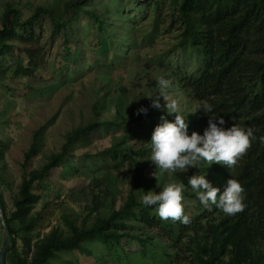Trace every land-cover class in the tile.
Returning <instances> with one entry per match:
<instances>
[{
    "label": "rangeland",
    "instance_id": "1",
    "mask_svg": "<svg viewBox=\"0 0 264 264\" xmlns=\"http://www.w3.org/2000/svg\"><path fill=\"white\" fill-rule=\"evenodd\" d=\"M0 0V28L13 10L26 21L41 9L62 22L56 28L42 13L46 62L31 76L13 72L0 77V192L9 214L15 209L23 179L60 153L70 134L89 125L96 129L74 139L70 155L33 192L40 196L32 214L34 241L57 231L71 235L68 221L92 227L109 217L135 192L160 191L169 182L183 183L185 214L199 219V229L171 239L159 228L128 220L130 235L109 251L101 242L85 243L91 254L78 250L59 253L49 264H199L198 252L212 242L221 215L202 217L203 206L188 183L193 175L207 178L223 191L222 164L201 161L187 170L162 172L150 160L155 127L176 113L152 107L156 81L170 83L167 94L187 122L202 115L205 101L183 86L182 78L198 72L203 58L190 43L181 46L185 24L180 0ZM154 98V97H153ZM161 104H165L163 97ZM142 107L147 113L137 114ZM189 124V123H188ZM191 134V132H189ZM35 145L28 165L26 155ZM112 150L125 157L115 158ZM141 201V200H140ZM17 225L16 223H14ZM4 227L0 219V254ZM22 249V240L18 239ZM1 259V257H0ZM6 264H17L10 248Z\"/></svg>",
    "mask_w": 264,
    "mask_h": 264
},
{
    "label": "trees",
    "instance_id": "2",
    "mask_svg": "<svg viewBox=\"0 0 264 264\" xmlns=\"http://www.w3.org/2000/svg\"><path fill=\"white\" fill-rule=\"evenodd\" d=\"M84 1L88 0H76L73 5ZM179 12L185 24L181 46L190 43L203 58L198 72L182 78L183 86L197 92L205 103L214 107L213 113L203 110L200 117L188 122L189 132L203 134L210 117L216 115L217 120L224 117L225 127L235 123L250 126L257 136L233 169L221 167L225 184L230 176L243 183V211L228 215L215 205L204 207L201 204L204 207L202 217L218 213L221 218L214 225L212 242L200 248L204 252H198L197 261L199 264H264V143L259 140L264 135V0H180ZM12 13L14 17L10 19L6 14L0 28V77L9 72L31 76L46 62L43 28L38 32L35 26L41 14L47 13L56 28H61L63 23L46 9L39 10L26 21L20 20L19 11ZM95 129L96 125L92 124L70 134L60 153L52 155L41 169L31 171L23 179L11 214L0 192V204L17 264H49L59 253L75 250L91 254L85 246L88 242H101L109 251L116 250L130 235L126 232L127 221L132 219L163 230L173 240H179L191 229H199L200 220L195 218L189 217L188 224L162 220L157 206L145 207L132 192L120 209L107 218H98L92 227L81 228L68 221L69 237L54 231L34 241L30 233L37 226V218L32 211L40 199L33 192L35 185L65 161L76 137ZM35 152L33 145L26 155V165ZM112 153L115 158L121 154L125 157L119 150H112ZM18 239L22 240V249Z\"/></svg>",
    "mask_w": 264,
    "mask_h": 264
},
{
    "label": "clouds",
    "instance_id": "3",
    "mask_svg": "<svg viewBox=\"0 0 264 264\" xmlns=\"http://www.w3.org/2000/svg\"><path fill=\"white\" fill-rule=\"evenodd\" d=\"M156 83L158 91L155 95L148 96L152 98V107L166 108L168 114H177L174 121L163 116L162 122L155 127L150 140V160L162 172L178 169L184 171L198 166L201 161H207L210 165L214 162L220 163L231 170L257 139L253 127L241 126L239 123L225 127L224 117L220 116L217 120L216 115L210 117L208 127L204 129L203 134L199 131H192L189 134V124L181 115L180 105L167 94L170 88L169 81L160 78ZM161 97L165 104H161ZM201 108L205 113H213L214 109L211 103H205L199 109ZM147 111L146 107H142L137 114L141 112L146 114ZM259 140L264 143V135L260 136ZM207 176L208 173L196 174L188 181L204 207L215 205L228 215L243 211L245 189L239 179L230 176L221 191V188L214 186ZM184 190L183 183L169 182L160 191L148 190L141 195L140 200L145 207L157 206V214L162 220L171 219L188 224L190 218L185 214Z\"/></svg>",
    "mask_w": 264,
    "mask_h": 264
},
{
    "label": "water",
    "instance_id": "4",
    "mask_svg": "<svg viewBox=\"0 0 264 264\" xmlns=\"http://www.w3.org/2000/svg\"><path fill=\"white\" fill-rule=\"evenodd\" d=\"M0 219H1V223L4 227V244H3L2 252L0 254V257H1L0 264H6L7 257L9 254V250L12 247V245H11V238H10V234H9V227H8L7 221L5 219L1 204H0Z\"/></svg>",
    "mask_w": 264,
    "mask_h": 264
}]
</instances>
